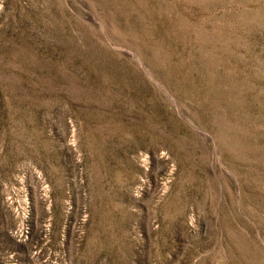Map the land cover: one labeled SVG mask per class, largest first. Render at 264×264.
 Here are the masks:
<instances>
[{
  "label": "rangeland",
  "instance_id": "374dc122",
  "mask_svg": "<svg viewBox=\"0 0 264 264\" xmlns=\"http://www.w3.org/2000/svg\"><path fill=\"white\" fill-rule=\"evenodd\" d=\"M0 264H264V0H0Z\"/></svg>",
  "mask_w": 264,
  "mask_h": 264
}]
</instances>
